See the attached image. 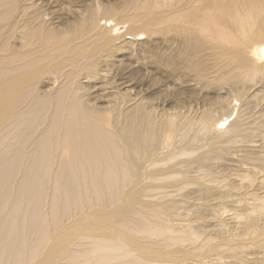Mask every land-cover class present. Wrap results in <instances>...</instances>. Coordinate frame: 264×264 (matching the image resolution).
Segmentation results:
<instances>
[{"label": "bare ground", "instance_id": "6f19581e", "mask_svg": "<svg viewBox=\"0 0 264 264\" xmlns=\"http://www.w3.org/2000/svg\"><path fill=\"white\" fill-rule=\"evenodd\" d=\"M45 1L0 0V264H264V0Z\"/></svg>", "mask_w": 264, "mask_h": 264}, {"label": "rangeland", "instance_id": "374dc122", "mask_svg": "<svg viewBox=\"0 0 264 264\" xmlns=\"http://www.w3.org/2000/svg\"><path fill=\"white\" fill-rule=\"evenodd\" d=\"M45 2H47V1H45ZM47 3H48L47 8L50 10V12L59 13L60 17H62V18L66 17L68 15V13L66 12L67 8L70 7V4L68 3V1H66V0H62V1L50 0V2H47ZM112 21L113 20H111L109 22V25L111 27H113L115 24V20H114V22H112ZM124 30H125L124 25L120 26L118 31H117V34L119 33L121 35ZM114 76H118V75H114ZM98 83L101 86L99 87V86L95 85L93 87L92 91L95 93V95L97 93V96L95 97V95H94L92 101L97 103V105H99V107L107 106L106 104H108V103L110 105H112L116 101V99L112 98V96H113L112 87H108V86L106 87L104 85V83L102 84L101 82H97V84ZM112 84L114 85V80H112ZM136 88H138V87H136ZM144 89H146V87ZM121 91L122 92L128 91V87L125 86V87L121 88ZM48 99H49V97L42 96L40 98H37V100L34 103H31V107H33V106H36L39 101L44 102V105H43L44 108L42 109V111L37 116V124H36L37 126H33L31 128L29 126H26L25 129H20L19 132L15 131L13 129V126L10 129L12 131L11 134L14 136V143H15V145L17 143V147H18V150L17 151L14 150V152L12 153L10 158H12V157L16 158V161H17L16 164L18 165V168H20L21 163L23 162L25 155H27V157H28L27 160L29 162L35 161L34 160L35 155L44 146L43 139L45 137L49 136V135H47V132H53L56 128V124H55L56 115L64 113L62 102L59 103L58 107H52V105ZM55 99H58V98L55 97ZM29 117H30V115L28 116V118ZM102 120H104V122L106 124L103 123ZM109 120H113V117H110L107 120L99 117L98 121L97 120L95 121V123L99 127V132H101V125L107 126L109 123ZM21 122L26 123V121H21V120L15 122V123H16V125H18L20 127ZM49 128H53V129H49ZM13 130L15 131L16 135L14 134ZM27 133H29V137L27 139L23 140V137ZM45 157H46V159H49L50 154H47ZM46 164L49 165V161H47ZM23 172H24V170H23ZM23 172H22V174H23ZM23 178H24V182H27L29 180V178L27 177L26 174L23 175ZM242 222L243 221H240V223H242ZM251 258H253V257H249V259H251ZM112 262H114V260H112L109 263H112Z\"/></svg>", "mask_w": 264, "mask_h": 264}]
</instances>
